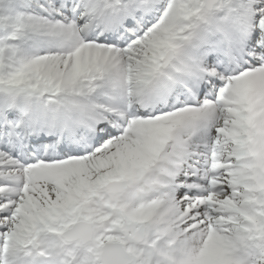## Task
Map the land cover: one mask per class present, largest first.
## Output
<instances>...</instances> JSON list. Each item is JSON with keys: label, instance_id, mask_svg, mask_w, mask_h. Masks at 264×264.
I'll use <instances>...</instances> for the list:
<instances>
[{"label": "snow or ice", "instance_id": "6c2138e0", "mask_svg": "<svg viewBox=\"0 0 264 264\" xmlns=\"http://www.w3.org/2000/svg\"><path fill=\"white\" fill-rule=\"evenodd\" d=\"M0 264H264V0H0Z\"/></svg>", "mask_w": 264, "mask_h": 264}]
</instances>
